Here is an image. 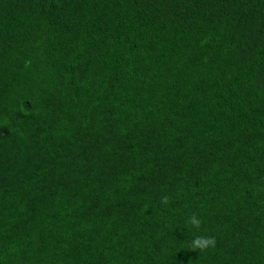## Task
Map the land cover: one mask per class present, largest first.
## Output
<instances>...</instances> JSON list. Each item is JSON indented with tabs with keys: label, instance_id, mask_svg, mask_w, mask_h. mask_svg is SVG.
<instances>
[{
	"label": "trees",
	"instance_id": "trees-1",
	"mask_svg": "<svg viewBox=\"0 0 264 264\" xmlns=\"http://www.w3.org/2000/svg\"><path fill=\"white\" fill-rule=\"evenodd\" d=\"M0 264H264V0H0Z\"/></svg>",
	"mask_w": 264,
	"mask_h": 264
},
{
	"label": "clouds",
	"instance_id": "clouds-1",
	"mask_svg": "<svg viewBox=\"0 0 264 264\" xmlns=\"http://www.w3.org/2000/svg\"><path fill=\"white\" fill-rule=\"evenodd\" d=\"M190 223L197 229L200 226V220L197 219V217L195 215H193L191 217ZM214 244H215V239L214 238H210V237H206V236H197L192 241L193 247L199 248L201 250L206 249V248H208L210 246H214Z\"/></svg>",
	"mask_w": 264,
	"mask_h": 264
}]
</instances>
